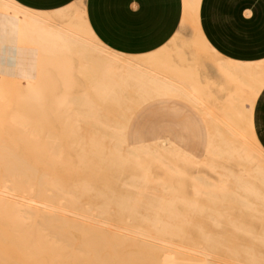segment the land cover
<instances>
[{
  "label": "bare ground",
  "instance_id": "obj_1",
  "mask_svg": "<svg viewBox=\"0 0 264 264\" xmlns=\"http://www.w3.org/2000/svg\"><path fill=\"white\" fill-rule=\"evenodd\" d=\"M200 2L182 0L163 47L125 55L94 35L85 0L49 12L0 0V54L14 65L0 66V105L12 83L23 132L0 135V264H264V151L252 122L264 62L218 55ZM52 83L66 163L59 133L37 113ZM170 99L196 115L174 121L172 137L165 122L152 144L137 132L130 142L144 104L183 112Z\"/></svg>",
  "mask_w": 264,
  "mask_h": 264
},
{
  "label": "crops",
  "instance_id": "obj_2",
  "mask_svg": "<svg viewBox=\"0 0 264 264\" xmlns=\"http://www.w3.org/2000/svg\"><path fill=\"white\" fill-rule=\"evenodd\" d=\"M14 1L30 10L49 12L75 0ZM85 6L98 40L125 55H143L163 47L182 17V0H85ZM199 24L205 40L221 57L239 63L264 62V0H201ZM16 95L14 85L8 84L0 105V135L17 138L23 134L14 117L15 111H21ZM36 116L30 114L33 119ZM252 122L264 151V87L255 101Z\"/></svg>",
  "mask_w": 264,
  "mask_h": 264
},
{
  "label": "rangeland",
  "instance_id": "obj_3",
  "mask_svg": "<svg viewBox=\"0 0 264 264\" xmlns=\"http://www.w3.org/2000/svg\"><path fill=\"white\" fill-rule=\"evenodd\" d=\"M0 66L1 68L9 73L13 72V64L5 61L3 56L0 54ZM13 78H11L10 82H13ZM38 83H42L41 78H37ZM61 89V83H52V85L43 93L41 109L39 113L43 117L45 129L48 131H52L54 133H59L60 138L62 139V144L60 145L65 152V158L60 162H68L67 158L71 155V152L68 151V144L64 142L67 136L64 134L66 131V123H64L63 119L58 118L56 115L55 109L52 105V97L55 91H59ZM175 106L177 108H182L183 112H177L173 114L171 111L162 110V104L158 102H153L149 104H144L138 112H136L130 121L129 127L127 129L129 134V139L131 138L133 133L142 134V140L146 143L152 144L156 139L161 138L163 136V123L167 122L166 132L170 134L172 137V132L174 129V121L181 122L186 121L187 119L196 115V112L189 106L188 104H184L180 102L178 99H170L167 103V108H171ZM112 107V105H109ZM88 128L81 126V132H88ZM178 131V129H177ZM137 140L130 139V142H135ZM41 171H47L48 173H53L54 176L60 178L64 183L73 179L71 171L66 167L59 166H46L41 167ZM110 180L106 177L100 178V184L104 185L109 183Z\"/></svg>",
  "mask_w": 264,
  "mask_h": 264
}]
</instances>
